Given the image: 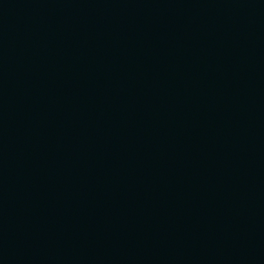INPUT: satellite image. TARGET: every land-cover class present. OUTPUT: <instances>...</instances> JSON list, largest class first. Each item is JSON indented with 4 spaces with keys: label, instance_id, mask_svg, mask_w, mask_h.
Returning a JSON list of instances; mask_svg holds the SVG:
<instances>
[{
    "label": "water",
    "instance_id": "1",
    "mask_svg": "<svg viewBox=\"0 0 264 264\" xmlns=\"http://www.w3.org/2000/svg\"><path fill=\"white\" fill-rule=\"evenodd\" d=\"M0 264H264V0H0Z\"/></svg>",
    "mask_w": 264,
    "mask_h": 264
}]
</instances>
